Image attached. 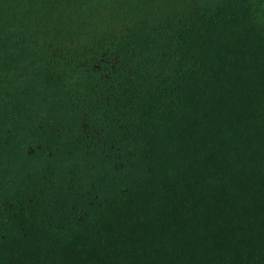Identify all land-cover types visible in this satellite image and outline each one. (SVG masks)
I'll use <instances>...</instances> for the list:
<instances>
[{"label":"trees","instance_id":"obj_1","mask_svg":"<svg viewBox=\"0 0 264 264\" xmlns=\"http://www.w3.org/2000/svg\"><path fill=\"white\" fill-rule=\"evenodd\" d=\"M0 264H264V0H0Z\"/></svg>","mask_w":264,"mask_h":264}]
</instances>
